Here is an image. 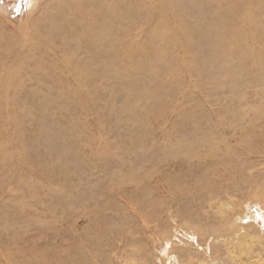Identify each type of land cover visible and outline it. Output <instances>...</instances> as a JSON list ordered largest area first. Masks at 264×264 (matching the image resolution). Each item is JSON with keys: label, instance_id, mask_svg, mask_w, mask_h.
Returning a JSON list of instances; mask_svg holds the SVG:
<instances>
[{"label": "rangeland", "instance_id": "rangeland-1", "mask_svg": "<svg viewBox=\"0 0 264 264\" xmlns=\"http://www.w3.org/2000/svg\"><path fill=\"white\" fill-rule=\"evenodd\" d=\"M262 41L264 0H0V264H264Z\"/></svg>", "mask_w": 264, "mask_h": 264}, {"label": "bare ground", "instance_id": "bare-ground-1", "mask_svg": "<svg viewBox=\"0 0 264 264\" xmlns=\"http://www.w3.org/2000/svg\"><path fill=\"white\" fill-rule=\"evenodd\" d=\"M242 1H244V0H242ZM60 2V1H59ZM252 2V1H251ZM79 3V2H78ZM81 3V2H80ZM97 4H98V2H97ZM244 4V3H243ZM93 6H95L94 4H92ZM98 6V5H97ZM83 7V6H82ZM81 6H78V5H73V8L76 10V12L79 14L80 13V10L82 11L83 9H81L82 8ZM128 7H130V6H128ZM127 7V8H128ZM237 7V6H236ZM236 7H234L235 9H237V8H239V6L236 8ZM72 8V7H71ZM85 8V7H84ZM87 8V7H86ZM89 8H90V6H89ZM96 9V8H95ZM106 9V8H105ZM241 9V8H240ZM212 10V9H211ZM232 10H233V8H232ZM70 11H72L71 9H70ZM85 11V10H84ZM86 11H88V12H90L89 10H86ZM106 11H107V9H106ZM108 11H110L109 9H108ZM107 11V12H108ZM238 11V10H237ZM243 11V10H242ZM75 12V13H76ZM97 12H98V10H97ZM106 12V13H107ZM239 12V11H238ZM253 12V11H252ZM261 12H262V10H261ZM73 13V12H72ZM92 13V12H91ZM207 13V12H206ZM210 13V12H209ZM216 13H218V12H216ZM222 13V12H221ZM230 13V12H229ZM228 13V16L230 15ZM232 14L234 13V11H232L231 12ZM251 13V12H250ZM83 14V13H82ZM86 14V13H85ZM93 14V13H92ZM103 14V13H102ZM123 14V13H122ZM235 14V13H234ZM233 14V15H234ZM239 14V13H238ZM237 14V15H238ZM66 15V14H65ZM64 15V16H65ZM100 15H101V13H100ZM70 16V15H69ZM77 16V15H76ZM79 16H81V17H83L82 15H79ZM78 16V17H79ZM104 16V15H103ZM127 16V15H126ZM218 16V15H217ZM47 17V16H46ZM66 17V16H65ZM86 17V16H85ZM89 17V16H88ZM92 17V16H91ZM95 18H96V16H94ZM93 17V18H94ZM224 17V16H223ZM226 17V16H225ZM224 17V18H225ZM232 17V16H231ZM98 18H99V16H98ZM103 18V17H102ZM235 18V17H234ZM238 18V17H237ZM246 18H247V16H246ZM254 18V17H253ZM75 19H76V17H75ZM84 20H85V18H83ZM90 19V18H89ZM110 19H111V17H110ZM227 19V18H226ZM60 20V19H59ZM61 20H62V18H61ZM67 20V19H66ZM69 20V19H68ZM67 20V21H68ZM71 20H73V18L71 19ZM70 20V21H71ZM79 20V19H78ZM77 20V21H78ZM87 20V19H86ZM85 20V21H86ZM228 20H230V18L228 17ZM236 20H238V19H236ZM84 21V22H85ZM91 21V20H90ZM104 21V20H103ZM233 20H231V22H232ZM235 21V20H234ZM234 21H233V23H234ZM56 22V21H55ZM62 22V21H61ZM65 22V21H64ZM72 22V21H71ZM79 22H80V20H79ZM89 22V21H88ZM96 22V21H95ZM99 22V20L97 21V23ZM107 22H108V19H107ZM156 22V21H155ZM226 22V20L225 19H223L222 20V22H220L219 21V24L218 25H213L212 26V28H207L206 30H201L202 31V37L204 38V39H206L205 41L210 45V48H211V46H213L212 48H214V46H216L217 45V48H219L218 47V45L219 46H222V47H225V46H223L224 44L221 42V41H227L226 39H229V40H231V41H234L235 40V37L234 36H236V34H232V33H230L231 32V30L229 31L228 30V28L227 29H225V27H224V23ZM238 22V21H237ZM68 23V22H67ZM93 23H94V21H93ZM102 23V22H101ZM101 23H99L100 25H101ZM154 23V22H153ZM206 23V22H205ZM229 23V22H228ZM236 23V22H235ZM234 23V24H235ZM246 23H247V21H246ZM86 24V23H85ZM99 24L96 26V27H98L99 26ZM240 24V23H239ZM251 24V23H250ZM55 25V24H54ZM57 25V24H56ZM105 24H103V27H105L104 26ZM121 25V24H120ZM180 25V24H179ZM227 25V24H226ZM228 25H230V24H228ZM237 25V24H236ZM66 26H68V25H66ZM75 26V25H74ZM87 26H91L90 24L89 25H87ZM87 26H85V27H87ZM173 26V25H172ZM203 26V25H202ZM59 27H61V26H59ZM78 27H80V26H77V28ZM102 27V25H101V28H103ZM107 28V27H106ZM169 28V26H168V24L166 23V22H164L163 24H161V26L159 27V29H157L156 30V32L155 33H158V34H160V35H164V31H167V29ZM195 28V27H194ZM236 28V27H235ZM88 29H90V27L88 28ZM91 29H93V28H91ZM98 29H99V27H98ZM199 29V28H198ZM51 30V29H50ZM71 30V29H70ZM48 31V30H47ZM88 31V30H87ZM94 32V29L93 30H91V32ZM95 31H96V29H95ZM174 31H176V32H173V34H171V35H169V36H166V38L172 43V44H177V42H182V44H184V45H191L192 43H193V40H191L192 38H191V35L189 34V32H190V30L189 31H187V28L186 27H184V26H177L176 28H174ZM177 31H179V32H182L183 34L182 35H177ZM35 32V31H34ZM102 32H103V30H102ZM239 32V31H238ZM36 33V32H35ZM106 33V32H105ZM104 33V34H105ZM191 33V32H190ZM200 33V32H199ZM258 33V32H257ZM95 34H96V32H95ZM97 34H98V32H97ZM102 34V33H101ZM108 34V33H107ZM38 35H39V33H38ZM92 36H93V33L91 34ZM109 35V34H108ZM199 35V34H198ZM89 36V35H88ZM87 36V37H88ZM99 36H100V34H99ZM99 36H98V39H99ZM101 36H104V35H101ZM39 37V36H38ZM52 37V36H51ZM86 37V38H87ZM97 37V36H96ZM115 37H117V36H115ZM220 37L222 38V40L220 39ZM237 37V36H236ZM34 38V37H33ZM32 38V39H33ZM63 38V37H62ZM91 38V37H90ZM93 38V37H92ZM165 38V37H164ZM163 38V39H164ZM55 39V38H54ZM166 39V40H167ZM201 39V38H200ZM238 39V38H237ZM67 40V39H66ZM103 40H104V37H103ZM119 40V39H118ZM159 40V39H158ZM161 40V39H160ZM202 40V39H201ZM239 40V39H238ZM54 41V40H53ZM69 41V40H68ZM237 41V40H236ZM3 42V41H2ZM19 42V41H18ZM98 42V41H97ZM166 42V41H165ZM263 42V41H262ZM203 43H205V42H203ZM227 43V42H226ZM229 43V42H228ZM35 44V43H34ZM33 44V45H34ZM93 44V43H92ZM91 44V45H92ZM95 44V43H94ZM166 44V43H165ZM207 44V45H208ZM263 44H264V42H263ZM65 45V44H64ZM180 45V44H179ZM208 45V46H209ZM105 46V45H104ZM228 46V45H227ZM4 47V46H3ZM90 47V46H89ZM105 47H107V46H105ZM94 48V47H93ZM189 48V47H188ZM83 49V48H82ZM97 49V48H96ZM107 49L108 50H111L110 48H108L107 47ZM220 49V48H219ZM222 49V48H221ZM100 50V49H99ZM228 50V49H227ZM226 50V51H227ZM236 50H237V48H236ZM249 50V49H248ZM9 51V50H8ZM92 51H93V49H92ZM200 51V50H199ZM203 51V50H202ZM230 51V50H229ZM100 52H101V50H100ZM103 53H105L104 52V48H103V51H102ZM108 52V51H107ZM107 52H106V56H107ZM111 52V51H110ZM231 52V51H230ZM98 54V53H97ZM234 54H236L235 52H234ZM96 55V54H95ZM94 55V56H95ZM99 55H101L100 53L97 55V56H99ZM103 55V54H102ZM112 55V54H111ZM195 55H196V53H195ZM223 55V54H222ZM25 56V55H24ZM89 56V55H88ZM7 57V56H6ZM228 57V56H227ZM93 58V57H92ZM95 58V57H94ZM93 58V59H94ZM105 58V57H104ZM114 59L116 58V57H113ZM120 58V57H119ZM243 58V57H242ZM88 59V58H87ZM92 59V60H93ZM96 59V58H95ZM113 59V60H114ZM10 60V59H9ZM103 60V59H102ZM102 60H100V61H102ZM121 60V59H120ZM100 61L98 62V61H96L97 62V64L99 63V66L97 65V67L99 68V67H103L104 68V65H102L101 63H100ZM106 60H104V62H105ZM118 61V60H117ZM149 61V60H148ZM119 62V61H118ZM121 62H123V60H121ZM151 62H152V60H151ZM91 63V62H90ZM155 63V62H154ZM104 64H106V63H104ZM110 64V63H109ZM148 64V63H147ZM96 70V69H95ZM263 70V69H262ZM97 72V71H96ZM100 72V71H99ZM243 73V72H242ZM245 73V72H244ZM216 149V148H215Z\"/></svg>", "mask_w": 264, "mask_h": 264}]
</instances>
